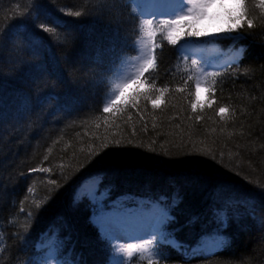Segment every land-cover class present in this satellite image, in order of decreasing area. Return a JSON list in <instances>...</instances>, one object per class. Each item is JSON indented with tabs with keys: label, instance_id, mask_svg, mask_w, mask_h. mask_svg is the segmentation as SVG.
<instances>
[{
	"label": "trees",
	"instance_id": "obj_1",
	"mask_svg": "<svg viewBox=\"0 0 264 264\" xmlns=\"http://www.w3.org/2000/svg\"><path fill=\"white\" fill-rule=\"evenodd\" d=\"M35 3L58 20V36L18 14L29 0H0V264H38L50 250L71 264H109L112 248L91 222L92 202L78 194L97 176L105 205L129 197L167 209L174 219L166 230L188 251L205 237L226 241L193 259L161 245L158 264H264V13L257 0H246L255 27L245 23L231 33L242 39L218 43L225 56L245 48L243 58L207 80L214 91L195 112V68L179 44L164 40L151 73L157 87L169 88L164 100L155 109L143 96L132 101L146 91L134 85L104 113L111 72L136 56L141 17L128 0ZM240 200L252 202L255 216ZM221 210L226 226L217 222Z\"/></svg>",
	"mask_w": 264,
	"mask_h": 264
},
{
	"label": "snow or ice",
	"instance_id": "obj_2",
	"mask_svg": "<svg viewBox=\"0 0 264 264\" xmlns=\"http://www.w3.org/2000/svg\"><path fill=\"white\" fill-rule=\"evenodd\" d=\"M30 7L23 12H19L26 20L38 26L43 32L58 36V29L60 23L57 21H50L47 13L42 10V6L35 3V0H29ZM128 3L133 5V12L142 18V22L138 25V37L136 41L137 56L129 59L122 60L115 71H112L109 77V92L106 95L105 103L103 107L104 113L113 112V109L117 108L121 100L125 96V92L128 88L134 85L146 86L144 93H136L131 97L132 101L138 100L141 96L145 100H151L152 107L155 109L158 107L159 102L164 100L165 93L169 91L167 86L157 87L156 79L151 76V73L157 70L158 56L156 49L162 47L163 41L166 40L169 45H176L184 37H199L202 33L196 28V24L204 19H213L214 16L209 14V10L212 8H225L227 4H232L238 10V14L232 12H226L230 21H236L234 26L223 29L226 33L238 32L239 29L247 24L249 29L255 27L253 19H246L248 15V6L246 0H128ZM145 4H150L151 8L144 7ZM255 7L261 9L264 13V0H257ZM65 11L66 15L81 16L83 13L81 10ZM160 17L161 19H156ZM162 33L161 39H156L157 34ZM240 36H218L211 41H205L204 43L218 44L221 40H237L242 39ZM192 41H188L186 44L180 46L178 51H185L191 47ZM219 51V50H217ZM246 49L239 48L233 49L227 54L226 63L224 66H230L233 63L238 64L244 56ZM225 54L221 52L223 57ZM192 64L197 65V60L193 59ZM219 70L213 72H207L204 67H201L200 76L207 78L208 76L215 77L218 75ZM189 80L193 77L189 76ZM187 83V82H186ZM202 84L199 78L195 84L196 92L199 93ZM153 90L158 92L159 95H152ZM185 89L182 87L176 88L177 92H183ZM206 93L214 91L213 88L205 86ZM133 106H135L133 104ZM198 106V102L194 100L192 102V110L195 112ZM229 112L227 107H220L218 114L221 119L225 118V114ZM114 114V113H113ZM197 121L201 119L200 116L196 117ZM120 141L116 142V145H120ZM131 143V142H129ZM104 148L108 147V144L103 145ZM195 163V162H193ZM32 172H47V168H34ZM101 177H93L92 182L89 184L87 191L84 193L91 201L96 202L98 197L104 196L107 192L105 189L103 192L99 189ZM32 191L31 187L28 189ZM75 204H79L80 200L74 201ZM178 203L177 199L173 200V205ZM232 201H229L231 204ZM237 204L244 205L248 208L250 215L255 216V209L252 207V202L246 200L236 201ZM40 207V205H37ZM23 210V209H21ZM239 216V213H236ZM31 216V213H29ZM167 209H160L153 218L151 224V230L145 232L142 235H130L127 248L118 247L115 249L111 264H126V262L120 258L121 253H126L128 257H131L134 253L140 252L141 259H147L148 264H158L159 260L164 258V255L159 251V246L167 245L176 249L177 251H184L186 255L196 256L202 254L205 249L210 253L213 250L223 248L226 241L217 236L211 240L202 241L197 247L192 248L189 252L185 248L182 242L175 239L173 233L166 230V225L169 221L173 220ZM229 219L226 210H221L217 213V222L221 226H226ZM94 222L99 224V220ZM264 223V220L261 221ZM105 238L112 239V237L105 233ZM139 241H143L142 243ZM59 253L56 255H49L44 264H48L49 261H55V264H71L70 261H61L58 259Z\"/></svg>",
	"mask_w": 264,
	"mask_h": 264
},
{
	"label": "rangeland",
	"instance_id": "obj_3",
	"mask_svg": "<svg viewBox=\"0 0 264 264\" xmlns=\"http://www.w3.org/2000/svg\"><path fill=\"white\" fill-rule=\"evenodd\" d=\"M144 7L151 8L150 4H145ZM226 12H232L233 14H238V10L235 8L232 4H227L225 8H212L209 10V14L214 16L213 19H204L199 21L196 24V28L202 33L199 37H184L181 39L177 44L183 45L186 44L189 40L192 41L191 47L186 49L185 51H182L183 56L185 59L190 60V64H192V60H197V65L192 66L195 68L194 75H195V84L197 82V78H199L200 83L202 84V87L199 91V93L196 92V101L198 102V105L205 102L204 97V87L207 83V80L211 77L208 76L207 78H204L200 76L201 67H204L207 72H213L217 69L220 70L226 63V60L223 61L225 57H222L220 55V52L217 51V48L215 45L211 43H204L205 41H211L215 39L218 36H226L231 35V33H226L222 31L223 29H226L228 27L234 26L236 21H230L228 16L225 14ZM156 19H161L160 17H157ZM142 22V18L140 23ZM162 33H158L157 36H162ZM157 38V37H156ZM136 56H137V47H136ZM130 89V88H128ZM131 90V89H130ZM88 186H86V190L83 189L84 192L87 191ZM93 204H99V201L93 202ZM119 207V206H116ZM94 215L91 218V222L97 227L101 237L108 241V243L111 244L112 248V257L115 252V249L118 247L127 248L128 246V240L127 238L130 235H142L147 231L151 230L150 225L143 226V228H139L136 232H133V230L122 229L121 224L119 221L116 220V214L110 215L106 214L105 211H102L99 206H95ZM95 220H99V224L94 222ZM105 233H108L112 239L105 238ZM143 242V241H139ZM54 252L50 250L48 254L46 255V258ZM141 253L136 252L131 257H128L126 253H121L120 258H122L125 262H127L128 259H131L133 257H137L138 259H141ZM111 257V260H112ZM40 261L38 264H44L45 259ZM60 260V259H59ZM111 260L109 264H111ZM141 260H147L141 259ZM148 261V260H147ZM48 264H55V261H49Z\"/></svg>",
	"mask_w": 264,
	"mask_h": 264
}]
</instances>
